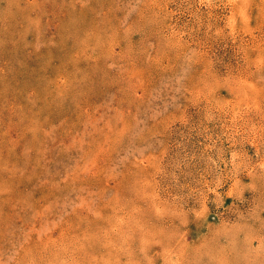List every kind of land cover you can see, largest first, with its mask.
Listing matches in <instances>:
<instances>
[{
	"label": "rangeland",
	"instance_id": "374dc122",
	"mask_svg": "<svg viewBox=\"0 0 264 264\" xmlns=\"http://www.w3.org/2000/svg\"><path fill=\"white\" fill-rule=\"evenodd\" d=\"M0 264H264V0H0Z\"/></svg>",
	"mask_w": 264,
	"mask_h": 264
}]
</instances>
